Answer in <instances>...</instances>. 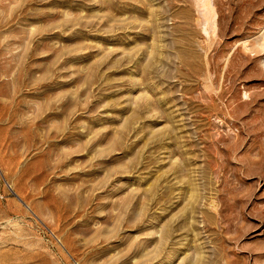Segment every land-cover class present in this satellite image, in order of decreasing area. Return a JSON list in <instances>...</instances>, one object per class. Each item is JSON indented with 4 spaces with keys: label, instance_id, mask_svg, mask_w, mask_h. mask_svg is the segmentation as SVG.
<instances>
[{
    "label": "rangeland",
    "instance_id": "1",
    "mask_svg": "<svg viewBox=\"0 0 264 264\" xmlns=\"http://www.w3.org/2000/svg\"><path fill=\"white\" fill-rule=\"evenodd\" d=\"M208 2L0 0V264H264V0Z\"/></svg>",
    "mask_w": 264,
    "mask_h": 264
},
{
    "label": "bare ground",
    "instance_id": "2",
    "mask_svg": "<svg viewBox=\"0 0 264 264\" xmlns=\"http://www.w3.org/2000/svg\"><path fill=\"white\" fill-rule=\"evenodd\" d=\"M199 2H201V5L199 6L198 5V7H204L205 9H208L209 8V2H208V0H199ZM198 3V2H197ZM197 7V6H196ZM201 12V11H200ZM166 233V232H165ZM164 233V234H165ZM162 234V233H161ZM163 235V234H162ZM161 238H159V239H161L162 241L164 240V242H165V239H166V237H167V235H165V237L164 236H160ZM163 238H165V239H163ZM168 239V238H167ZM164 245H165V243H164ZM162 249H163V247H162ZM162 251V250H161ZM160 256V255H159ZM158 256V257H159ZM153 257V256H152ZM157 259V258H156ZM199 260V259H198ZM197 262V261H196ZM193 264H195V263H193Z\"/></svg>",
    "mask_w": 264,
    "mask_h": 264
}]
</instances>
